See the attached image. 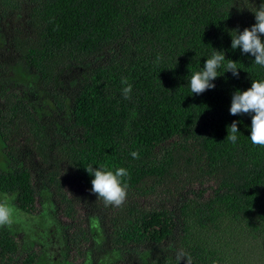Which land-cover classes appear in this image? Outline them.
Here are the masks:
<instances>
[{
	"label": "trees",
	"instance_id": "obj_1",
	"mask_svg": "<svg viewBox=\"0 0 264 264\" xmlns=\"http://www.w3.org/2000/svg\"><path fill=\"white\" fill-rule=\"evenodd\" d=\"M261 3L0 0V193H18L13 205L29 214L48 197L62 233L57 264H255L256 251L264 261V147L251 143V114H230L232 94L264 79L255 57L231 48ZM214 49L239 76L225 60L215 88L192 94ZM20 64L36 77L39 106L4 83ZM89 166L128 170L123 205L91 192ZM232 224L257 242L231 261L208 236ZM37 245L0 227V264H41Z\"/></svg>",
	"mask_w": 264,
	"mask_h": 264
},
{
	"label": "clouds",
	"instance_id": "obj_2",
	"mask_svg": "<svg viewBox=\"0 0 264 264\" xmlns=\"http://www.w3.org/2000/svg\"><path fill=\"white\" fill-rule=\"evenodd\" d=\"M255 23L250 28H245L242 32L235 30L236 35L231 36V48H239L243 54H251L255 57L254 63L264 67V3H261L254 12ZM159 59V58H158ZM226 72H231L234 77L239 76L237 61L225 58V52L215 50L210 58L206 59L202 70L192 74L190 79V89L192 94H202L208 89L215 88L212 83L217 77V70L224 64ZM121 83L126 85L122 89L125 99L131 98L132 85L128 83L127 78H122ZM163 86V85H162ZM230 114L233 116L251 114V134L250 140L253 145L264 147V79L253 80L251 87L247 90H236L232 94ZM239 121H233L228 126V135L226 138L233 144L237 141ZM131 156L134 159L139 158V153L133 151ZM91 176V192L101 198L105 205L119 207L123 205L127 198L129 184L127 178L130 177L128 170L124 167L109 170L106 167L94 168L89 166L85 169ZM18 193H4L0 195V227H11L16 222L18 210L13 205ZM184 257L183 252L177 254V260Z\"/></svg>",
	"mask_w": 264,
	"mask_h": 264
},
{
	"label": "rangeland",
	"instance_id": "obj_3",
	"mask_svg": "<svg viewBox=\"0 0 264 264\" xmlns=\"http://www.w3.org/2000/svg\"><path fill=\"white\" fill-rule=\"evenodd\" d=\"M36 77L30 74L25 65L20 64L12 68L10 77L4 81L6 84L13 86L20 85L24 87L26 94L30 97V100L39 106L41 103L34 96L33 85ZM36 99V100H35ZM0 167H6L5 154L2 150V142L0 138ZM74 192L75 188H72ZM2 195V193H0ZM44 198V199H43ZM48 197H41L38 201L39 209L44 205L45 211L38 214H29L24 211L18 210V216L16 222L11 225V229L16 231L23 240L25 247L32 244L42 245V260L41 264H57L60 259V255L63 252L62 238L60 235L61 229L57 221L51 215V208L53 207ZM229 223V222H228ZM227 223V225H228ZM56 225V226H55ZM58 225V226H57ZM227 225L223 228V232L217 237H209L208 239L211 244L216 248L223 249L226 252L227 258L229 255L232 260H237L241 255L242 248L248 246L251 248L256 246V240L252 238L249 231L245 228L239 227L236 224H232L229 231ZM258 244L260 239L257 236ZM246 243L243 247L242 243ZM37 245V246H38ZM39 245V246H40ZM35 247V246H34ZM258 247V245H257ZM255 250L252 251V253ZM255 256L253 260L256 263L264 264L263 260H260L258 251L254 252Z\"/></svg>",
	"mask_w": 264,
	"mask_h": 264
}]
</instances>
